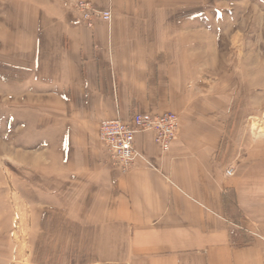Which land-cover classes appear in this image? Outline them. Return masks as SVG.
Returning <instances> with one entry per match:
<instances>
[{
    "label": "crops",
    "instance_id": "1",
    "mask_svg": "<svg viewBox=\"0 0 264 264\" xmlns=\"http://www.w3.org/2000/svg\"><path fill=\"white\" fill-rule=\"evenodd\" d=\"M54 1L35 8L23 51L51 98L45 189L90 236L92 261L83 264H264V165L235 164L228 109L199 98L195 59L164 0ZM77 1L110 21L81 23ZM136 113L177 115L176 136L161 152L153 133L137 134L146 161L123 173L99 125Z\"/></svg>",
    "mask_w": 264,
    "mask_h": 264
},
{
    "label": "rangeland",
    "instance_id": "2",
    "mask_svg": "<svg viewBox=\"0 0 264 264\" xmlns=\"http://www.w3.org/2000/svg\"><path fill=\"white\" fill-rule=\"evenodd\" d=\"M45 2L0 0V264L92 261L90 236L56 211L44 184V122L54 117L46 114L50 93L35 81V62L23 50L34 41L35 8L44 12ZM163 4L178 20L174 36L195 59L199 98L228 109L227 139L241 154L235 164L264 165V0Z\"/></svg>",
    "mask_w": 264,
    "mask_h": 264
},
{
    "label": "built area",
    "instance_id": "3",
    "mask_svg": "<svg viewBox=\"0 0 264 264\" xmlns=\"http://www.w3.org/2000/svg\"><path fill=\"white\" fill-rule=\"evenodd\" d=\"M74 9L79 14V21L87 26H91L94 19L105 22L111 19L110 12H98L87 2H75ZM177 126L178 118L175 114L152 116L136 113L125 122L121 120L102 122L99 125L98 140L108 150L118 169L125 173L134 168L138 161H146L136 148L137 134L153 133L154 145L161 152H168L175 139ZM233 172V168L230 167L225 174L230 177Z\"/></svg>",
    "mask_w": 264,
    "mask_h": 264
},
{
    "label": "bare ground",
    "instance_id": "4",
    "mask_svg": "<svg viewBox=\"0 0 264 264\" xmlns=\"http://www.w3.org/2000/svg\"><path fill=\"white\" fill-rule=\"evenodd\" d=\"M258 133L263 136V131L259 130Z\"/></svg>",
    "mask_w": 264,
    "mask_h": 264
}]
</instances>
